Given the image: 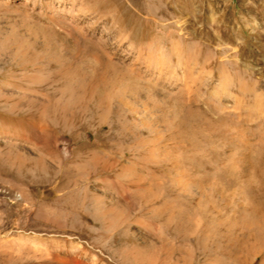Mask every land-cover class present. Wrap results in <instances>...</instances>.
<instances>
[{
    "label": "rangeland",
    "instance_id": "rangeland-1",
    "mask_svg": "<svg viewBox=\"0 0 264 264\" xmlns=\"http://www.w3.org/2000/svg\"><path fill=\"white\" fill-rule=\"evenodd\" d=\"M0 264H264V0H0Z\"/></svg>",
    "mask_w": 264,
    "mask_h": 264
}]
</instances>
